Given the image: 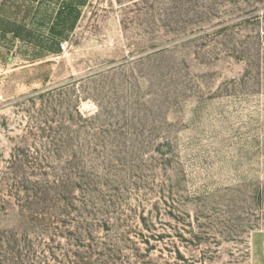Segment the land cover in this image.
Segmentation results:
<instances>
[{"label": "rangeland", "instance_id": "obj_1", "mask_svg": "<svg viewBox=\"0 0 264 264\" xmlns=\"http://www.w3.org/2000/svg\"><path fill=\"white\" fill-rule=\"evenodd\" d=\"M0 264H264V0H0Z\"/></svg>", "mask_w": 264, "mask_h": 264}, {"label": "built area", "instance_id": "obj_2", "mask_svg": "<svg viewBox=\"0 0 264 264\" xmlns=\"http://www.w3.org/2000/svg\"><path fill=\"white\" fill-rule=\"evenodd\" d=\"M61 47H62L63 49H65V48L67 47V43H62V44H61Z\"/></svg>", "mask_w": 264, "mask_h": 264}]
</instances>
